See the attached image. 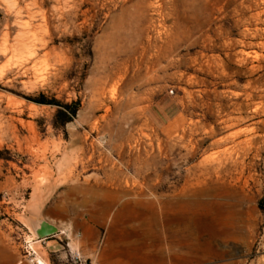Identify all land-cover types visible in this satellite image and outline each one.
Instances as JSON below:
<instances>
[{"label": "rangeland", "instance_id": "1", "mask_svg": "<svg viewBox=\"0 0 264 264\" xmlns=\"http://www.w3.org/2000/svg\"><path fill=\"white\" fill-rule=\"evenodd\" d=\"M89 197L165 264H264V0H0V264Z\"/></svg>", "mask_w": 264, "mask_h": 264}, {"label": "crops", "instance_id": "2", "mask_svg": "<svg viewBox=\"0 0 264 264\" xmlns=\"http://www.w3.org/2000/svg\"><path fill=\"white\" fill-rule=\"evenodd\" d=\"M173 109V100L164 95L155 101L149 114L155 121L167 119L174 113ZM92 201V197L86 198L85 205L89 204L90 207L69 209L66 214L62 209L57 218L44 217L35 225H30L32 231L26 244L32 250L31 256H34L31 264H37L36 257L43 264H54V261L57 264H69L70 257L74 255L92 264H165L163 230L161 235L156 236L160 246L150 247L148 241L154 236L150 237L143 231L124 232L121 227H125V221L110 220L112 210L109 204L96 208L92 207ZM40 221L56 227L57 233L37 239L33 232Z\"/></svg>", "mask_w": 264, "mask_h": 264}, {"label": "water", "instance_id": "3", "mask_svg": "<svg viewBox=\"0 0 264 264\" xmlns=\"http://www.w3.org/2000/svg\"><path fill=\"white\" fill-rule=\"evenodd\" d=\"M33 233L37 239H44L57 233V228L46 221H40L37 223Z\"/></svg>", "mask_w": 264, "mask_h": 264}, {"label": "bare ground", "instance_id": "4", "mask_svg": "<svg viewBox=\"0 0 264 264\" xmlns=\"http://www.w3.org/2000/svg\"><path fill=\"white\" fill-rule=\"evenodd\" d=\"M166 226H167V224H166ZM173 226H175V225H173ZM172 226V227H173ZM165 228V227H164ZM170 228L168 227V229L167 230H169ZM172 229V228H171ZM170 229V230H171ZM165 231V230H164ZM172 233H173V231H172ZM166 235V234H165ZM166 237V236H165ZM177 237V236H176ZM175 237V238H176ZM169 248V247H168ZM166 251V250H165ZM170 251V253L172 254V251H173V255H176V258H184V257H187L188 259L191 257V249H189V248H186L185 249V251L183 252V253H181V252H179L178 253V250L175 248V246L172 248V251L171 250H169ZM195 252V251H194ZM194 255H196V259H198V260H200V258L197 256L198 254H194ZM177 256H179V257H177ZM195 257V256H194ZM36 262H37V264H43V262H42V260H40L38 257H36Z\"/></svg>", "mask_w": 264, "mask_h": 264}, {"label": "built area", "instance_id": "5", "mask_svg": "<svg viewBox=\"0 0 264 264\" xmlns=\"http://www.w3.org/2000/svg\"><path fill=\"white\" fill-rule=\"evenodd\" d=\"M28 248H29L30 251H32L30 247H28ZM72 263H73V264H92V263L89 262V261L83 260V259H82L81 257H79L78 255H74V256L72 257Z\"/></svg>", "mask_w": 264, "mask_h": 264}, {"label": "trees", "instance_id": "6", "mask_svg": "<svg viewBox=\"0 0 264 264\" xmlns=\"http://www.w3.org/2000/svg\"><path fill=\"white\" fill-rule=\"evenodd\" d=\"M36 103H44V102H42V101H36ZM62 109H63V108L59 107V110H58L59 112H58V113H61V112H62ZM75 111H76V110H73L72 113H71V115L75 114ZM67 121H69V118H66L65 120H63V121L61 122V125H63V124L66 123Z\"/></svg>", "mask_w": 264, "mask_h": 264}]
</instances>
